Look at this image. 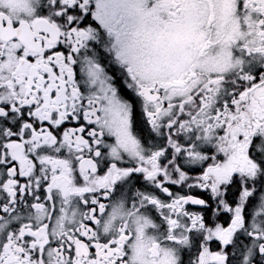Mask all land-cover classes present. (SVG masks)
<instances>
[{"label":"snow or ice","instance_id":"obj_1","mask_svg":"<svg viewBox=\"0 0 264 264\" xmlns=\"http://www.w3.org/2000/svg\"><path fill=\"white\" fill-rule=\"evenodd\" d=\"M0 264H264V0H0Z\"/></svg>","mask_w":264,"mask_h":264}]
</instances>
